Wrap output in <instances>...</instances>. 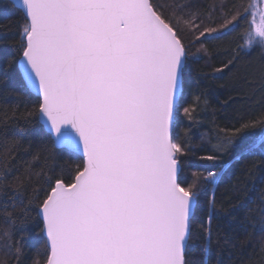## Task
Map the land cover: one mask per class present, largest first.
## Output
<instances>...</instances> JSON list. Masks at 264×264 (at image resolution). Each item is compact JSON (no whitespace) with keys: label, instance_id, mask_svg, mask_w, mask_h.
<instances>
[{"label":"snow or ice","instance_id":"1","mask_svg":"<svg viewBox=\"0 0 264 264\" xmlns=\"http://www.w3.org/2000/svg\"><path fill=\"white\" fill-rule=\"evenodd\" d=\"M231 7L235 14L217 21L209 13L205 25L191 5L155 0L0 3V20L10 21L14 13L24 18L11 40L5 39L10 23L0 22V123L6 129L0 140V264H23L26 227L35 219L44 259L32 264H191L197 247L202 264H219L213 251L221 236L214 224L220 209L228 210L218 209L215 191L230 164L264 158V118L221 129L232 135L218 137L213 150L198 158L235 155L201 168L190 164L197 153L179 136L178 113L190 62L207 51L204 40L218 38L212 33L226 35L245 24L241 51L264 54V0ZM185 33L198 44L186 43ZM235 60L216 71L231 70ZM194 111L183 108L190 120ZM9 119L19 133L8 134ZM53 149L80 161L71 183L48 165ZM252 212L245 228L264 236V208L258 219ZM260 253L264 260V244Z\"/></svg>","mask_w":264,"mask_h":264},{"label":"trees","instance_id":"2","mask_svg":"<svg viewBox=\"0 0 264 264\" xmlns=\"http://www.w3.org/2000/svg\"><path fill=\"white\" fill-rule=\"evenodd\" d=\"M4 0H0L3 3ZM157 3L188 4L191 5V11L199 14L204 24L211 23L209 13L212 18L219 21L225 14H235L236 8L231 5H245L249 3L256 5L258 0H155ZM220 3L229 7L223 11L218 7ZM217 6L213 8V6ZM11 32L5 39L11 40L16 37L24 24L22 13H14L10 21ZM246 29L245 24H241L235 31L227 32L226 35L212 33L215 39L204 40L206 52H199V59L190 62L189 86L186 89V95L182 103L179 120V136L181 140L188 139L195 146L197 155L189 158L190 164L198 165L201 168L217 167L221 163L229 161L235 155V152H225L220 154L221 158L217 161L200 160L199 155L209 154L213 146L219 143V138L231 136L232 133L221 129L239 128L245 121H255L264 118V54L258 51H241L244 43L241 35ZM2 35V34H0ZM185 42H194L198 44L196 37L190 33L184 34ZM203 39V38H201ZM5 51L12 55L13 46L9 45ZM195 52L196 49H193ZM233 57L235 67L231 70L225 69L223 72H217V68L223 67V64ZM203 93L199 101L196 96ZM11 103V100L8 102ZM184 107L195 108L192 115L194 120H190L183 112ZM5 108L4 102L0 101V119H3L2 113ZM22 110V109H21ZM20 125L23 126L21 120ZM5 125L0 123V140L5 132ZM8 134L19 133V129L12 128V121H8ZM35 131V125L28 129L27 136L31 137ZM27 148L29 145L24 144ZM2 148V144H0ZM37 145L34 143L31 151H35ZM54 159L47 163L58 170V175L65 179L66 183H71L74 179L78 160H73L67 155L52 150ZM18 156L23 159L31 160V155L27 152H20ZM264 158L248 157L246 159L235 161L228 167V174L224 177V182L220 184L215 191L217 207L223 206L227 209L225 213L222 209L221 218L214 224L220 232V248L213 251V260H218L219 264H264L261 260L260 248L264 244V236L251 226L245 228L250 222L245 221V216L249 209H253L251 216L258 219L260 210L264 208ZM43 163V162H42ZM63 169L62 172L59 170ZM39 170V169H37ZM189 177L191 171L186 168ZM211 194V189H209ZM206 200V198H205ZM35 215V213H33ZM193 226L194 234L199 230V220ZM235 230V231H234ZM28 235V247L24 257L23 264H32L33 259L43 261L42 244L44 237L40 234L39 219L33 220L26 227ZM225 241H228L225 243ZM236 245L233 247V245ZM37 251L41 254L37 255ZM219 255H216V252ZM3 253L0 252V256ZM189 259L191 264H202V258L199 247L193 251Z\"/></svg>","mask_w":264,"mask_h":264}]
</instances>
